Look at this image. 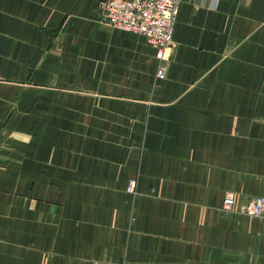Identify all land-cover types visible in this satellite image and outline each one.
Listing matches in <instances>:
<instances>
[{
  "label": "crops",
  "instance_id": "obj_1",
  "mask_svg": "<svg viewBox=\"0 0 264 264\" xmlns=\"http://www.w3.org/2000/svg\"><path fill=\"white\" fill-rule=\"evenodd\" d=\"M104 1L0 0V264H264L222 210L264 196V0H183L164 62Z\"/></svg>",
  "mask_w": 264,
  "mask_h": 264
},
{
  "label": "built area",
  "instance_id": "obj_2",
  "mask_svg": "<svg viewBox=\"0 0 264 264\" xmlns=\"http://www.w3.org/2000/svg\"><path fill=\"white\" fill-rule=\"evenodd\" d=\"M183 0H105L100 6L104 23L121 31L143 36L156 50V58L164 62L166 51L172 46L175 25ZM167 68L162 64L157 77L165 79ZM136 179L128 183L127 191L132 193ZM226 214H239L264 221V196L255 197L248 204L237 206L233 194L224 199Z\"/></svg>",
  "mask_w": 264,
  "mask_h": 264
},
{
  "label": "rangeland",
  "instance_id": "obj_3",
  "mask_svg": "<svg viewBox=\"0 0 264 264\" xmlns=\"http://www.w3.org/2000/svg\"><path fill=\"white\" fill-rule=\"evenodd\" d=\"M100 18H101V20H102V17L100 16ZM103 21V20H102ZM160 68V67H159ZM158 71H159V69H158ZM157 74H158V72H157ZM136 179V187H135V190L132 192V193H129L128 191H127V188H128V185L126 186V189H125V192L128 194V195H130V196H133V197H135V196H137V192H138V184H139V182H138V179L137 178H135ZM131 180V179H130ZM129 180V181H130ZM129 183V182H128ZM249 203V202H248ZM248 203H246V204H248ZM246 204H244V205H246ZM223 205H224V203L222 204V210H223ZM237 205V204H236ZM240 206H242V205H240ZM235 214V213H234ZM227 215H233V214H227Z\"/></svg>",
  "mask_w": 264,
  "mask_h": 264
}]
</instances>
